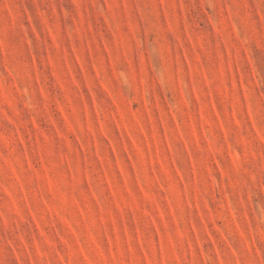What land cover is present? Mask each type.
<instances>
[{"label":"rangeland","instance_id":"obj_1","mask_svg":"<svg viewBox=\"0 0 264 264\" xmlns=\"http://www.w3.org/2000/svg\"><path fill=\"white\" fill-rule=\"evenodd\" d=\"M0 264H264V0H0Z\"/></svg>","mask_w":264,"mask_h":264}]
</instances>
